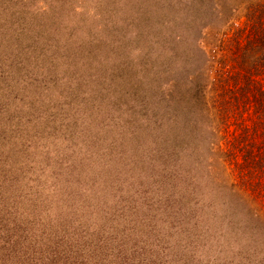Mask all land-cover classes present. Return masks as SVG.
<instances>
[{"label":"rangeland","instance_id":"1","mask_svg":"<svg viewBox=\"0 0 264 264\" xmlns=\"http://www.w3.org/2000/svg\"><path fill=\"white\" fill-rule=\"evenodd\" d=\"M255 1L0 0V264H264L187 98Z\"/></svg>","mask_w":264,"mask_h":264},{"label":"trees","instance_id":"2","mask_svg":"<svg viewBox=\"0 0 264 264\" xmlns=\"http://www.w3.org/2000/svg\"><path fill=\"white\" fill-rule=\"evenodd\" d=\"M237 10L235 20L215 32L202 28L195 39L188 112L208 139L209 174L228 177L229 192L243 196L249 217L264 230V0Z\"/></svg>","mask_w":264,"mask_h":264}]
</instances>
